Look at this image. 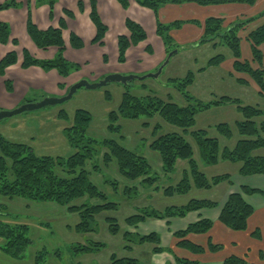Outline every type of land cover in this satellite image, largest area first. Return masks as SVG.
I'll return each mask as SVG.
<instances>
[{
	"label": "trees",
	"instance_id": "trees-1",
	"mask_svg": "<svg viewBox=\"0 0 264 264\" xmlns=\"http://www.w3.org/2000/svg\"><path fill=\"white\" fill-rule=\"evenodd\" d=\"M27 0L28 18L27 32L35 45L43 50L56 47L57 53L53 58L41 59L24 48L22 67L27 69L31 66H38L45 70H56L62 77H67L72 71L80 69L78 63L72 62L65 56L66 43L64 39V29L67 28L65 18H61L57 27L50 26L41 29L33 20L31 3ZM124 8L129 6V0H118ZM186 0H136L143 6L152 9L157 18V34L163 39L167 50L176 48L171 31L173 28L180 27L183 22L174 21L171 24L163 23L159 19V8L166 3H180ZM190 1V0H189ZM200 4H219V3H243L254 5L257 0H194ZM36 5L47 4L51 8V16L54 14L57 0H35ZM23 4L17 0H5L0 3V11L10 8H18ZM79 8L84 10L83 1L79 2ZM67 17H74L70 9H64ZM90 18L96 27V35L92 40L94 44H104V38L108 31L107 25L103 22L98 8L97 1L91 0ZM254 18L239 20L228 28L224 27L223 18L209 17L203 22V36L201 43H212L214 46L223 45L227 47L235 58L234 69L237 72L246 73L253 78L264 95V52L261 45L264 44V23L251 31L248 40L251 43L253 62L259 66L253 67L250 61L242 60L241 38L239 32ZM129 35L121 34L118 37L119 62L124 63L127 59V52L132 46L138 45L147 39V32L144 27L131 18L126 20ZM14 43L19 44L17 38H12L10 25L0 21V44ZM70 44L75 49L84 47L83 39L76 33H70ZM174 47V48H173ZM106 61V56H105ZM225 61L224 54L213 56L209 66L220 65ZM18 62L16 51L8 52L0 60V75L4 76L8 67ZM195 73L189 71L184 78H172L175 89L182 95L186 104L180 105L173 102L170 98L163 99L156 94L137 96L125 85V92L122 101L116 110L108 114V130L111 133H119L120 137L123 130L120 123L121 119H139L146 116L154 118L160 115L166 122L182 130V132H167L159 134L161 125L154 126V139L150 142V148L157 151L162 160V172L170 176L176 169L178 160H187L188 168L184 170L181 180L175 184L164 188L166 195L186 194L194 186L199 189H207L216 186L223 181H230V174H222L209 178L200 169L199 163L195 158V147L199 150L202 161L207 165H215L221 160L240 163L239 173L243 176L254 174H264V155H255V152L264 149V108L258 105L244 104L239 98L220 96L214 100L204 102L189 92V86L194 82ZM239 83H246L244 79H238ZM8 90H12V82L6 80ZM108 99L111 94H106ZM30 101V100H28ZM227 103L237 106L243 119L235 124L239 135L235 145L230 147L223 146L220 138L231 140L235 133L233 127L228 122H221L212 127L216 129L217 135H209L208 129H195L197 114L207 111L210 108L218 107ZM59 118L71 122L64 128L65 137L75 149L69 156L39 155L32 145L27 143L12 142L0 134V194L10 198H24L36 202H54L63 205L71 212H77L80 221L75 225V231L79 233H90L97 230L96 217L105 211H118L120 203L109 198L106 192L95 184L90 177L91 170L100 169L99 163H93L101 157L104 165L116 162L121 176L135 182L141 180L144 186H153L158 183L159 175H154L152 166L144 155L131 150L115 138L108 137L98 140L88 134V129L92 121L91 113L86 109H77L74 117H71L65 109H61ZM149 122L144 125L148 126ZM188 136H190L189 139ZM196 144V145H195ZM91 165V167H90ZM117 189L120 187L119 181L109 180ZM161 189L160 186H157ZM125 193L139 194L136 186H125ZM244 193L264 194L263 190L242 186L240 192H233L223 205L219 220L235 231H245L248 228L249 218L253 215L255 208L249 204ZM87 198L97 200L95 203L85 202L80 205L74 204L75 200ZM218 202L208 199H191L187 204L181 206H168L159 210L155 208L143 207L137 213L128 216L125 223L137 225L148 219H169L171 217H184L192 211L203 208H214ZM1 213L0 215H3ZM10 215V214H9ZM109 232L113 235L120 233L121 226L118 219L114 216L106 217ZM214 225L213 220L201 218L196 222L190 223L185 229L174 232L179 239L177 246L189 250L195 254L204 253L207 248L194 243L187 237L190 234L208 233ZM124 237L130 243L154 245L152 252L161 253L164 251L173 253L171 248L161 246V238L156 232L147 235L124 231ZM30 227L23 223H9L0 220V248L7 255L22 259L25 252L32 243L30 237ZM253 237L260 239L261 232L256 229ZM107 244L101 241H89L87 244H78L76 250L82 253H93L106 248ZM130 248V246H126ZM208 249L218 252L223 249L222 244H214L209 241ZM45 253L38 252L35 257V264H45ZM261 257L264 255L261 254ZM176 264H200L199 261L175 255ZM110 264H142L134 257H118L116 254L111 256ZM222 264H250L247 258L230 255L226 257Z\"/></svg>",
	"mask_w": 264,
	"mask_h": 264
},
{
	"label": "crops",
	"instance_id": "crops-1",
	"mask_svg": "<svg viewBox=\"0 0 264 264\" xmlns=\"http://www.w3.org/2000/svg\"><path fill=\"white\" fill-rule=\"evenodd\" d=\"M3 1L5 0H0V3H2ZM17 1L21 2L23 5L18 8H10L0 11V21L7 22L11 25V27L14 28L15 33L14 35H12V38L18 39V34L16 32H19L25 39V42L23 43L19 41L18 45H15L12 42L8 44H0V60L10 51H16L18 54V63L16 65L8 67L4 76L9 77L6 78L7 80H12L11 78L13 77L11 74H14V72H18L19 74L24 75L25 78L26 75H30V73L33 72V75H38L43 78H50L53 80L51 81L53 82V84L50 86H44V90L49 91L50 89H57L56 92H61V94L58 96L65 95L68 92V88L63 91H60L58 89V86L62 82L63 77L58 74L56 70H50V72L47 73L44 70L37 68L36 66H32L27 69L21 66L23 60L22 53L24 48L28 49L35 57L41 59L53 58L57 53V48L53 46L49 49L43 50L35 45L30 36L27 34V0ZM80 1H83L84 3L83 11H81L79 8ZM96 1L99 14L103 22L108 27L103 45L92 43L97 30L90 18L91 0H57L53 16H51V8L49 7V5L45 4L41 6V8H38L35 0H33L31 3L33 20L41 29H47L50 26L57 27L59 25L60 19L64 17L67 23V28L64 29L63 32L66 43V58L77 63L81 62L84 64H88L90 61L87 57L92 52L93 47H95L96 49L93 54L94 57L99 56L104 61L103 57L106 56L107 60H109V52L111 51L113 54V58H115L116 61L119 60L118 37L121 34H130L126 26V20L128 18H131L144 27L145 31L147 32V39L140 42L136 46H132L128 50L126 61L124 63H119L120 65H118L119 69L117 71L109 70L107 73L109 74L113 72H119L122 74H128L129 72H133L131 71V62L134 60L138 62H142L144 60V68L147 71H152L157 69L163 63V61L166 60L168 50L163 39L157 34V18L155 12L152 9L139 5L136 0H129V6L127 8H124L118 0ZM64 9L72 10L74 13V17H67L64 13ZM42 10L45 12H42ZM209 17L223 18L225 20V28H228L230 25L239 20L254 18L253 21L248 23L239 32V36L241 38L242 60L250 61L253 67L257 68L259 65L253 62L252 47L251 43L248 40V35L251 31L264 23V0H257L254 5L243 3H219L203 5L194 0H186L180 3H166L161 5V7L159 8V19L161 22L167 24H171L172 22L177 20L183 22L180 27L173 28L171 31L174 44L176 47H178V53L180 51L186 53L194 49H202L203 47H209V49H223L218 51L217 54L225 55L224 62H222L220 65L209 66V60L213 56H215L212 55L207 59L205 65H202L196 72L194 71L195 79L194 82L189 86V88H192V85L194 83L195 85H197V87L199 88V93L194 95L196 98L204 102H208L220 96H229L232 98H239L244 104L258 105L264 108V95L261 94L259 85L253 78H251L250 75L235 71V58L232 52L223 45L214 46L212 43H201V38L204 33L203 22ZM72 25L74 27H72ZM71 32L76 33L83 39V48L72 49L73 47L70 44ZM66 34H69L68 39L66 38ZM74 50H81L83 52L82 55L85 56L80 60L76 59L75 56L70 57L69 54L71 52H74ZM261 50L264 52V44L261 45ZM194 60L198 63L197 58H194ZM211 69H217V71H219V74H208L210 73L208 71H210ZM81 78L84 77L80 76L72 80L71 82H69V86L73 85ZM238 79H244L247 82L239 83ZM30 86L31 85L27 86V90ZM236 87H241L240 91L243 97H239L234 93ZM174 91H176L177 95H180V103L178 104L185 105L186 102L184 98L175 89V87ZM47 94L50 95L54 93L47 92ZM169 95L172 97L171 94ZM254 95H256L255 98L257 99H251ZM171 97H167L166 99H171ZM244 99L259 100L253 104L245 102ZM31 100L37 101V99ZM19 104L20 103H16V107L19 106ZM218 107L228 108L230 111L232 110L234 113H236L234 125H231L232 127L235 126L237 121L243 119V116L240 114L237 106L234 104L227 103ZM211 109L212 108H210L209 110ZM198 115L199 114H197V117ZM146 122H149L148 126L146 125V127L154 126L152 122ZM165 122L159 124L163 126L165 125ZM167 125H169V123ZM169 127L172 130L170 132H178L177 128L174 125H171ZM212 127L213 126L208 127V130L210 131ZM195 129L207 128L195 127ZM233 130L235 133L233 139L227 140L224 138H220L223 146L228 145L230 147H233L235 145L237 139L239 138V135L236 131V128H233ZM194 147L195 158L199 163L200 169L205 172V174H207L209 178L222 174H230V181H223L222 183L211 188L213 192H211L210 195H206V189H199L193 186L191 190L186 193V195H190L188 201H182L178 199L176 202L169 201L168 203H166V206L164 204L161 207H154L162 210L168 206H181L187 204L191 199L212 200L218 202V206L214 208H203L198 211H192L184 217H171L169 219H147L137 227L132 228L131 230L133 231V233H137L139 235H147L152 232H156L161 238V246L165 248H171L173 250V253L167 251L161 253H153L152 249L154 245L151 243L135 244L131 249V253H133L134 251H138V254L143 253V251L145 254L148 253L147 256L151 257L150 261H147V263L142 262V264H176L175 255L199 261L200 264H222L224 259L230 255L245 257L250 264H264V257H261V254L264 255V194L244 193L245 200L255 208L253 215L249 218L247 230H232L219 220L222 207L228 200V197L231 193L241 191L242 186H249L250 188H257L264 191V174L243 176L239 173L241 165L240 163L225 160H221L215 165H207L202 161L198 148L196 146ZM255 155H264V149L257 150L255 152ZM160 161L161 173L159 175L160 178L158 180V183L153 186H148V188H144L141 185V187H143L139 190V194L142 195L141 197H150L153 199H155L156 197H160L162 199H167V197L175 195H166L163 190L165 187L175 185L180 181V173L181 171L184 172V170L188 168V161L181 159L178 160L176 169L170 176H166L163 174L161 157ZM220 166H223V168L226 169H220ZM157 186H160L161 189H158ZM201 218H209L213 220L214 225L212 229L205 234H190L187 238L194 243L204 246L205 248H207V250L204 253L195 254L190 252L189 250L177 246L179 239L175 237L174 232L185 229L190 223L196 222ZM256 229H259L261 232L260 239H257L252 235ZM209 241L213 242L214 244H222L223 249L218 252L210 251L208 249Z\"/></svg>",
	"mask_w": 264,
	"mask_h": 264
},
{
	"label": "rangeland",
	"instance_id": "rangeland-1",
	"mask_svg": "<svg viewBox=\"0 0 264 264\" xmlns=\"http://www.w3.org/2000/svg\"><path fill=\"white\" fill-rule=\"evenodd\" d=\"M43 5L37 6L38 8H41ZM42 12L45 11L42 10ZM72 27L74 26L72 25ZM10 30L11 36L14 35L15 31L11 25ZM16 33L18 34L17 37L19 41L22 43L25 42L23 35L19 32ZM66 38H69V34H66ZM177 49L178 47L172 50L170 49L167 53L169 54L170 52L176 51ZM214 49L215 48L209 49V47H203L202 49H194L186 53L181 51L179 53L176 52L171 57L169 63L164 67L158 78L146 77L141 80L134 79L128 83L129 89L137 96L156 94L163 99H166L167 97H171L169 95L171 94L172 101L180 103V95H177L176 91H174V86L170 79L184 78L190 70L196 72L202 65L206 64V61L209 57L216 55L218 51L223 50L216 48L214 51ZM95 50V47H93L92 52L90 55H88L87 58L90 61L88 64L78 62L80 69L72 71L67 77H63L62 82L58 86L60 91H63L67 88L69 90L72 86H69V82L76 79L77 77L83 76L84 78L81 79H86L90 82H98L108 75L107 72L109 70L117 71L119 69L118 65H120V62L119 60L116 61L115 58H113L111 51L109 52V60H107L106 57L105 61L104 56L103 61L99 56L94 57L93 54ZM74 52H71L69 56H75V58L78 60L85 56L82 55L83 52L81 50H74ZM194 58L198 59V63L195 62ZM144 65V60L142 62L134 60L131 62V71L133 72H129L128 74L125 73L123 75L135 74L144 76L157 72L158 68L161 66L160 65L155 70L147 71L144 68ZM36 67L44 70L47 73L50 72V70H45L38 66ZM211 70L208 71L210 72L208 74H219L217 69ZM113 73L122 74L119 72ZM33 74L34 73L32 72L30 75H26V78L24 75L19 74L18 72L11 74L13 77L11 79H15L13 81L10 80L13 86L12 90H8L6 86V78L9 77L0 75V110L15 109L18 107H16V103H20V106L25 103V101H32L31 99H37V101H41L45 96L49 95L47 92L54 93L50 94L49 96L60 97L58 95H60L61 92H56L57 89H50L49 91L44 90V86H50L53 84V82H51L53 81L52 79L43 78ZM28 85L31 86L27 90ZM190 88L189 92L192 95L199 93V88L197 85H195V83L192 85V88ZM125 89V85L117 82H110L105 86L95 89L82 87L77 90L71 99L65 101L64 103L25 111L20 114L1 119L0 134L9 141L32 145L36 153L39 155L66 157L75 152V149L70 146L64 134V128L67 127L71 122L59 118V111L61 109H65L72 120L77 109H86L92 115V121L88 129V134L90 136L98 140L108 137L119 140L125 147L137 151L138 153L147 157L152 166L153 174L160 175V155L157 151L151 149L149 145V143L154 139V126L156 124L165 122V120L162 119L160 115H155L154 118L143 116L139 119H121L120 123L123 128L121 135L124 136L123 138L120 137L119 133H111L108 130V114L110 111L116 110L119 107L123 98V94L126 91ZM240 90L241 87H236L234 93L239 97H243ZM108 92L111 94L110 99L106 97ZM255 97L256 95L252 96L251 99H257ZM258 100L244 99L245 102L253 104ZM235 114L236 113H234L232 110L230 111L228 108L214 107L211 110L199 113L197 117V125L195 127L208 129L210 126H214L217 123L226 121H228V123L231 125H234ZM146 121L152 122L154 126L146 127L144 125ZM167 124L168 122H165V125L161 126L159 134L172 131L169 127L171 125ZM176 128L178 132H182L180 128ZM233 128H235V126H233ZM216 134L217 131L214 128L209 131V135L211 136ZM188 138L192 139L190 136H188ZM1 155L2 152L0 150V156ZM100 158L101 157L97 158L91 163L100 164V169L98 171L90 168L91 180L102 190H104L111 200L120 203L119 210L111 212L105 211L99 214L96 217L97 230L95 232L79 233L74 229L75 225L80 221L79 214L77 212L69 211L68 208L63 205L54 202L30 201L24 198H10L0 194V210L1 213H4L3 215H0V220L9 223L28 224L30 227L29 235L32 239V243L25 252L24 258L22 259L13 258L3 252L0 248V264H35V257L38 252L45 253V264H110L111 256L113 254H116L118 257H137L141 262L146 263L147 261H150L151 257L147 256L148 253L145 254L144 251L140 254H138V251L131 253V249L135 244L130 243L124 237V231L127 230L128 232L133 233L131 229L137 227L147 219L138 223L137 225L129 226L125 223V219L128 216L137 213L143 207L155 208L154 206L161 207L164 204L166 206V203L169 201L176 202L178 199L182 201H188L190 195L175 194L174 196L167 197V199H162L160 197L153 199L150 197H141V194L135 195L133 193L132 197H129V193L124 192L126 185L136 186L138 191L143 187L148 188V186H144L140 179L136 180L135 182H130L124 179L121 176L115 161L110 165H104L102 159L100 160ZM219 168L226 169L223 168V166H220ZM182 175L183 172L181 171V178ZM109 180L119 181L120 187L116 189ZM141 185L143 187H141ZM211 188L206 189V195H210L211 192H213ZM85 202L95 203L97 200H88L87 198L78 199L74 201V204L80 205ZM108 216H114L118 219V223L120 224L122 230L117 235H113L109 232L108 223L106 221V217ZM91 240L104 242L107 244V247L101 251L93 253H82L76 250V245L87 244V242ZM1 243L2 240L0 239V244ZM126 246H130V248H127Z\"/></svg>",
	"mask_w": 264,
	"mask_h": 264
},
{
	"label": "water",
	"instance_id": "water-1",
	"mask_svg": "<svg viewBox=\"0 0 264 264\" xmlns=\"http://www.w3.org/2000/svg\"><path fill=\"white\" fill-rule=\"evenodd\" d=\"M177 52L172 51L168 54L166 60L163 62V64L158 68L157 72L144 75V76H139L135 74H129V75H123V74H118V73H111L108 74L105 78L98 82H90L86 79H81L80 81L74 83L67 94L60 96V97H53V96H46L44 97L41 101H35V102H25L22 105L18 106L15 109L12 110H0V120L4 119L6 117H10L16 114H20L25 111H30V110H35V109H40L43 107L51 106V105H57L64 103L65 101L71 99L74 94L77 92L78 89L85 87L88 89H95L98 87H102L107 85L110 82H117L121 83L123 85H127L129 82L133 81L134 79H144L146 77H154L158 78L160 74L162 73L164 67L169 63L171 57Z\"/></svg>",
	"mask_w": 264,
	"mask_h": 264
}]
</instances>
